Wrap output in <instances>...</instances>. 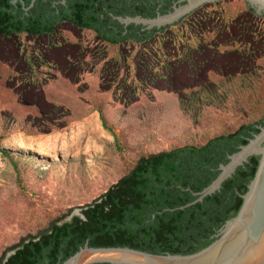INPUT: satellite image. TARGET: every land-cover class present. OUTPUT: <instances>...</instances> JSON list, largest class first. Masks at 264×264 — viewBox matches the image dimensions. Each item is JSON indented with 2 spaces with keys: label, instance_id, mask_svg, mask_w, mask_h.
<instances>
[{
  "label": "rangeland",
  "instance_id": "obj_1",
  "mask_svg": "<svg viewBox=\"0 0 264 264\" xmlns=\"http://www.w3.org/2000/svg\"><path fill=\"white\" fill-rule=\"evenodd\" d=\"M200 11L140 43L68 22L0 33V264L141 157L264 117V10L226 0Z\"/></svg>",
  "mask_w": 264,
  "mask_h": 264
},
{
  "label": "trees",
  "instance_id": "obj_2",
  "mask_svg": "<svg viewBox=\"0 0 264 264\" xmlns=\"http://www.w3.org/2000/svg\"><path fill=\"white\" fill-rule=\"evenodd\" d=\"M56 1L54 5L53 0H35L26 9L32 0H0V33L49 34L68 20L94 30L106 43L117 44L133 36L140 41L148 39L158 30L145 35L112 33L111 12L116 11L108 0ZM100 116L106 125L102 111ZM260 125H264V117L216 135L202 145H184L141 157L129 173L85 205L82 216L74 215L62 223L53 221L39 234L17 244L4 264H62L86 243L130 246L154 253L190 254L201 250L239 211L260 156L252 155L239 166L220 190L203 201L187 204L216 179L220 165L228 163L229 155L247 144L260 131Z\"/></svg>",
  "mask_w": 264,
  "mask_h": 264
},
{
  "label": "water",
  "instance_id": "obj_3",
  "mask_svg": "<svg viewBox=\"0 0 264 264\" xmlns=\"http://www.w3.org/2000/svg\"><path fill=\"white\" fill-rule=\"evenodd\" d=\"M16 1V0H14ZM65 3L66 0H61ZM214 1V2H212ZM226 0H189L185 5L177 7L173 12L159 15L155 18H140L118 16L128 24L131 21L146 24L148 28L161 27L177 21L182 16L210 2L199 11L224 2ZM256 7L258 13L264 10V0H247ZM35 0H32L29 9ZM191 16L168 27L172 29ZM165 29V30H167ZM260 131L249 139L247 144L229 155V162L220 165V173L198 196L187 205L194 204L220 190L224 181L231 177L241 165L252 155L260 156L259 165L254 178L248 185V190L242 195L243 203L235 216L228 219L214 235V240L201 250L190 254L154 253L130 246H91L86 243L62 264H93L108 262L110 264H264V125ZM186 206H181L184 208ZM74 215H83L75 211ZM15 252L7 253L6 259ZM59 264V263H58Z\"/></svg>",
  "mask_w": 264,
  "mask_h": 264
},
{
  "label": "flooded vegetation",
  "instance_id": "obj_4",
  "mask_svg": "<svg viewBox=\"0 0 264 264\" xmlns=\"http://www.w3.org/2000/svg\"><path fill=\"white\" fill-rule=\"evenodd\" d=\"M56 2H57L56 0H53L54 5ZM108 2H109L110 8L116 11V13L113 11L111 12L112 20L110 22V26L114 28V31H112V33H121L122 35H128L130 33H134V34L138 33L139 35H145L147 32L152 33L154 31V29H158L157 31L153 32V35H154L157 32L163 31L160 29L164 28V30H165L168 27L175 25L176 23L180 22L181 20H183L187 16H192L193 19L195 20L197 18V15L201 14V11L199 12L198 9L204 7V5H205V3L202 4L198 8L192 10L188 14L179 18L174 23L166 24V25H163L161 27L155 26L153 28H148L146 24L137 23L134 21H131L128 24H125V23L121 22L117 17L121 16L123 18H126V17L155 18L159 15H165V14H168L170 12H173L177 7L187 4L189 2V0H108ZM212 2H214V1H212ZM102 17L106 18L105 15H102ZM65 22L73 24L74 26H76L80 30H84V29L92 30L90 28H82V27H80V26H78V25H76L73 22L68 21V20H64L60 23H65ZM92 31L100 39H102V36L100 34L95 32L94 30H92ZM45 34H48V33H45ZM153 35H151L149 38H151ZM146 40L147 39L140 41L136 36H133V37L127 38L124 41L117 42V44H120V43H123L126 41H131L133 43H140V42H143ZM102 41L105 42L103 39H102ZM108 43L113 44V45H117L114 42H108Z\"/></svg>",
  "mask_w": 264,
  "mask_h": 264
}]
</instances>
